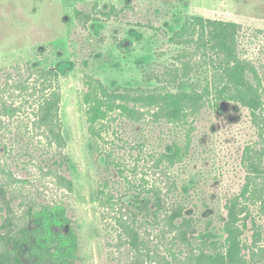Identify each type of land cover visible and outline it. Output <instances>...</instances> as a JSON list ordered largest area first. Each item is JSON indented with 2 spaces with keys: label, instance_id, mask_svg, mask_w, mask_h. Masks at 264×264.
I'll return each mask as SVG.
<instances>
[{
  "label": "rangeland",
  "instance_id": "1",
  "mask_svg": "<svg viewBox=\"0 0 264 264\" xmlns=\"http://www.w3.org/2000/svg\"><path fill=\"white\" fill-rule=\"evenodd\" d=\"M189 15L242 25L240 57L255 65L264 95V0H0V70L7 73L0 77V98L10 100L21 89V76L33 86L36 69L59 70L64 151L74 182L69 192L40 170L47 146L35 136L30 116L14 119L0 112V187L6 190L0 196V250L13 251L16 240L9 236L18 239L20 229L36 224L39 203L54 201L66 203L76 222L75 264H162L163 256L171 259L168 249L177 232L166 222V209H172V201L185 206L195 249L190 253L179 242L174 252L197 261L202 241L227 238L229 201L242 192L249 175L245 149L251 144L262 151L264 144L252 108L216 97L212 67H202L207 65L202 52L192 45L188 56L178 58L187 46L172 43L170 36ZM188 61L201 67L175 82L168 67L181 68ZM162 74L171 89L190 91L195 84L199 89L209 84L214 93L205 97L189 124L150 115L142 121L118 116L100 127L99 138L93 137L84 102L86 75L124 88L156 87L161 83L153 78ZM21 101L17 97L9 103ZM177 144L187 147L184 159L158 165L156 158ZM164 169L172 178L163 175ZM172 181L174 188L167 185ZM248 204L246 259L264 264V203ZM9 211L17 223L3 227ZM255 224L260 239L254 238ZM127 226L139 232L137 241L131 243L132 237L124 234Z\"/></svg>",
  "mask_w": 264,
  "mask_h": 264
},
{
  "label": "trees",
  "instance_id": "2",
  "mask_svg": "<svg viewBox=\"0 0 264 264\" xmlns=\"http://www.w3.org/2000/svg\"><path fill=\"white\" fill-rule=\"evenodd\" d=\"M242 28L241 24L233 21L189 15L180 28L170 36V41L187 46L186 51L183 50L178 55L179 59L191 53L189 47L192 45L196 46L197 51L202 52V63L207 64L202 67H212L211 83L216 97L242 101L252 108L254 122L259 128V138L264 144V95L259 86L260 77L255 65L240 57L238 38ZM195 65L188 61L181 68L168 67V70L169 73L171 71L170 76L176 82L189 78L192 75V69L198 71L201 66ZM29 67L31 66H28L27 70ZM34 73L37 77L33 86H29L28 79L21 76L19 79L24 80L17 83L21 89L10 96V100L8 96L1 95L0 112L11 118L30 116V124L35 136L41 137L47 146L44 149L47 157L41 158L38 162L40 170L44 171V175L55 176L59 186L72 192L74 182L68 176L69 157L64 151L67 143L60 115L63 100L60 72L54 68H39ZM6 74L5 70H0V77ZM163 77L166 78L163 74L153 78L161 83L156 87L111 88L99 78L86 75L87 89L84 93V102L87 106V120L93 137L99 138L100 127L118 116L127 120L142 121L150 115L154 120L165 119L178 124H189L190 116L205 103V97L214 93L209 84L201 89L195 84L190 91L183 88L174 90L175 88L171 89L167 86V80ZM151 78L152 75L147 77V79ZM20 91L21 94H19ZM17 97L22 99L20 105L17 106L16 102L9 103L11 98ZM2 125L8 127L6 122ZM186 151L187 147L177 144L172 151L162 152L156 158V162L158 165L161 162L174 164L184 159ZM244 159L249 175L242 192L229 201L228 218L225 224L227 238L223 242L202 241L199 244L200 252L196 257L197 261L191 254L189 257L188 254L183 257L174 252L175 245L179 242L189 246L190 253H194L195 249L194 241L187 233V228L191 224L185 216V206L172 201V209L171 207L166 209V222L173 230H176L177 234L172 238L170 242L172 245L168 249L172 258L163 256L162 264L251 263L246 259L249 245L244 241V237L250 216L248 203H264V164L261 162L264 160V148L259 151L255 145H248ZM44 168L48 170L45 171ZM161 171L166 178H172L166 169ZM170 184L173 185L170 188L176 186L174 181L167 185L170 186ZM152 191L155 192L153 196L156 197V204H161L156 196L157 189L152 188ZM5 195L6 190L0 187V196L4 198ZM5 206L10 209L7 202ZM39 206L40 210L34 216L36 224L32 227L26 225L23 230L20 229L18 239L13 235L9 236L10 239L16 240L15 247L8 253L0 250V264H75L79 259L76 222L70 214L68 205L54 201L40 202ZM262 209L264 210V205ZM14 215L13 211H9L3 227L17 223L14 221V218H17ZM177 218L181 219L179 225L174 224ZM255 225L254 238L260 239L261 230L257 224ZM1 231L2 228L0 237ZM7 233L10 235L9 230ZM124 234L132 237L131 243L138 240L139 232L129 226L126 227Z\"/></svg>",
  "mask_w": 264,
  "mask_h": 264
}]
</instances>
